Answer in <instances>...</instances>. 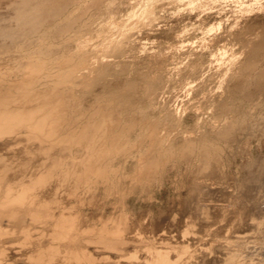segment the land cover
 <instances>
[{
    "label": "rangeland",
    "instance_id": "obj_1",
    "mask_svg": "<svg viewBox=\"0 0 264 264\" xmlns=\"http://www.w3.org/2000/svg\"><path fill=\"white\" fill-rule=\"evenodd\" d=\"M19 3L0 0V32L20 29L15 14ZM75 3L64 14L65 22L64 16H42L47 37L28 28L14 37L0 35V95L11 97L8 109L60 111L57 116L65 122L57 135L61 142L57 136L38 139L25 124L7 131L0 124V187H12L14 193L29 189L28 196L37 194L42 210L48 206L52 214L75 216L86 231L83 245L94 264H149L152 249H166L176 264H264V89H254L258 76L264 86V0ZM70 23L74 28L64 30ZM29 63L40 64V69L26 68ZM245 67L250 68L243 72ZM247 92L254 94L251 101ZM226 107L231 109L226 112ZM104 121L111 123L108 132L95 131L89 146L62 141L69 134L80 135L89 122L101 126ZM229 127L235 130L233 136L228 129L230 143L217 135ZM205 140L220 149L214 151L213 164L199 156ZM185 142H201L199 153L191 152L192 160L188 152L180 157ZM102 144L107 152L101 159ZM158 149L172 152L167 157L161 150L163 159H169L155 170L150 163ZM81 157L93 162L88 181L80 177L86 171ZM55 161L61 167L52 170ZM0 224V264H88L36 258L42 254L38 248L54 246L44 225L27 220L19 229L6 219ZM103 227L123 229L121 246L111 249L95 239Z\"/></svg>",
    "mask_w": 264,
    "mask_h": 264
},
{
    "label": "bare ground",
    "instance_id": "obj_2",
    "mask_svg": "<svg viewBox=\"0 0 264 264\" xmlns=\"http://www.w3.org/2000/svg\"><path fill=\"white\" fill-rule=\"evenodd\" d=\"M19 1V0H18ZM77 0H21V3H19V5L17 6V8H16V19H17V23H18V25H19V27H20V29L19 30H17V32H15V33H13V32H9V30L8 31H1L0 32V35H1V37H3V36H6V37H11V36H15V35H20L21 34V32H22V30L24 29V28H28V29H30V31L32 32V33H37V34H40V38H44V37H47V36H49L50 35V33L47 31V30H45V28H44V22L42 21V16L44 15V14H50L55 20L56 19H60V18H62L63 16L65 17V20H63L62 22H65V21H67L66 20V16L64 15L66 12H67V10H68V8H70V6L71 5H74L73 7H75V4L77 5V3H75ZM17 2V1H16ZM79 2V1H78ZM94 2V1H93ZM75 3V4H74ZM16 4V3H15ZM13 7H15V6H13ZM76 8V7H75ZM14 12V11H13ZM70 13V12H69ZM68 13V14H69ZM71 14V13H70ZM82 14V13H81ZM48 17V16H47ZM69 18H70V16H68ZM52 19V18H51ZM68 19V18H67ZM45 20V19H44ZM55 20H54V22H55ZM47 21V20H46ZM72 21V20H71ZM59 22V24L61 23L60 21H58ZM72 22H75L74 20L72 21ZM57 23V22H56ZM76 23V22H75ZM16 24V23H15ZM48 24V23H47ZM62 24V23H61ZM68 24V23H67ZM58 25V24H57ZM77 25V24H76ZM47 26V25H46ZM55 26V25H54ZM72 26V24L70 23L68 26H66V28H63L64 30L65 29H67L68 27H71ZM75 26V25H74ZM73 27V26H72ZM57 28H58V26H57ZM74 28V27H73ZM5 29H7V28H5ZM15 29V28H14ZM48 30H49V28H47ZM53 29H54V27H53ZM59 29H61V27L59 28ZM63 29H61V31H64ZM71 29V28H70ZM2 30V29H1ZM16 30V29H15ZM68 30V29H67ZM55 31V30H54ZM70 31V30H69ZM52 32V31H51ZM67 33H68V31H66ZM29 35V34H28ZM59 34H57V36H58ZM65 35V34H64ZM30 36V35H29ZM32 36V35H31ZM37 36V35H36ZM52 36H53V34H52ZM60 36H62V34L60 35ZM20 37H22V36H20ZM27 38H28V36H26ZM33 37H34V35H33ZM59 37V36H58ZM58 37L56 38L57 40H58ZM60 38H62V37H60ZM3 39H5V38H3ZM12 39V38H11ZM23 39V38H22ZM25 39V38H24ZM23 39V40H24ZM34 39V38H33ZM38 39H39V37H38ZM50 39V38H49ZM53 40H54V38H52ZM18 40V39H17ZM23 40L21 41V43H23ZM26 40V39H25ZM36 40V39H35ZM40 40V39H39ZM39 40H37V41H39ZM51 40V39H50ZM16 41V40H15ZM36 41V42H37ZM42 41V40H41ZM43 41H44V39H43ZM52 41V40H51ZM50 41V42H51ZM13 42V41H12ZM11 42V43H12ZM18 42V41H17ZM25 42V41H24ZM30 42V41H29ZM29 42H28V44H29ZM32 42H34V40L32 41ZM45 42L46 43H44V44H47V42H49V40H45ZM54 42V41H53ZM43 43V42H42ZM42 43H39L38 42V44L40 45V44H42ZM15 44V43H14ZM18 44H20V43H18ZM24 45V44H23ZM43 45V44H42ZM52 45V44H51ZM13 46V45H12ZM15 46H17L16 44H15ZM19 46V45H18ZM17 46V47H18ZM32 46V45H31ZM258 46V45H257ZM6 47H8V46H6ZM28 46H25V49L27 48ZM33 47V46H32ZM57 47V46H56ZM260 47V46H259ZM15 48V47H14ZM258 48V47H257ZM256 47L254 48V49H257ZM4 49V48H3ZM20 51H21V49H23L22 48V46H20ZM34 49H35V47H34ZM253 49V50H254ZM26 50H28V49H26ZM25 50V51H26ZM36 50V49H35ZM40 50V49H39ZM42 50V49H41ZM255 51V50H254ZM13 52V51H12ZM37 53L36 55L37 56H39L41 53H43V51H34V53ZM256 52V51H255ZM5 53H6V51H5ZM31 53H32V51H31ZM33 53V54H34ZM259 53V52H258ZM4 54V53H3ZM26 54V53H25ZM253 54H254V52H253ZM255 55L257 56L258 54L257 53H255ZM254 55V56H255ZM40 56H42V55H40ZM48 56V55H47ZM263 56V55H262ZM44 57V56H43ZM252 57H253V55H252ZM260 57H261V55H260ZM41 58V57H40ZM255 58V57H254ZM263 58V57H262ZM39 60V59H38ZM41 60V59H40ZM37 62H40V61H37ZM35 64H32V63H29V64H27V65H25L26 66V68H29V69H31V70H33V68L37 71V70H39L40 69V64H39V66H37L38 65V63H37V65H35ZM249 65H250V63H249ZM248 65V66H249ZM34 66V67H33ZM251 67H252V65H250ZM33 67V68H32ZM39 67V68H38ZM254 67V66H253ZM252 67V68H253ZM36 68H38V69H36ZM89 68V67H88ZM248 68H250V67H245V69H243L242 71L244 72V70L245 71H247V69ZM74 69V68H73ZM254 69V68H253ZM90 70V69H89ZM249 70V69H248ZM252 69H250V71H251ZM105 72V71H104ZM249 72V71H248ZM251 72H254V71H251ZM246 73V72H245ZM250 73V72H249ZM81 74V73H80ZM106 74V73H105ZM102 75V74H101ZM241 75H243V74H241ZM252 75V74H251ZM234 76V75H233ZM250 76V75H249ZM248 75H247V77H249ZM251 77V76H250ZM261 76H258L257 78H259V79H257V82L254 84L255 86H256V88H254V89H257V91L258 92H256L255 90H254V92H256V93H259V91L263 88L264 89V86H262L263 84H262V78H260ZM250 79V78H249ZM263 79H264V77H263ZM248 80V79H247ZM244 81V80H243ZM250 81H252V80H250ZM264 81V80H263ZM90 82V81H89ZM93 82V81H92ZM247 82V81H246ZM246 82H245V85H246ZM250 83V82H249ZM248 83V84H249ZM131 84V83H130ZM155 84V83H154ZM132 85V84H131ZM130 85V86H131ZM134 85V84H133ZM240 85H243V84H240ZM245 85H243L244 86V88H245ZM252 85V84H251ZM253 85V86H254ZM129 86V85H128ZM155 86V85H154ZM153 86V87H154ZM159 86V85H158ZM250 85H246V87H249ZM252 86V87H253ZM254 86V87H255ZM151 87V86H150ZM149 87V88H150ZM251 87V86H250ZM249 87V88H250ZM251 87V88H252ZM248 88V89H249ZM250 88V89H251ZM154 89V88H153ZM237 89V88H236ZM128 90H130V89H127V91L126 92H128ZM241 90L243 91L244 89L243 88H241ZM245 90H246V88H245ZM245 90H244V92H245ZM149 91V90H148ZM146 92L145 94H146V96L149 94V92ZM156 91H158V90H156ZM247 91V90H246ZM227 92V91H226ZM234 92V91H233ZM241 92V91H240ZM243 92V93H244ZM250 92H252V91H250ZM151 93V92H150ZM154 93V92H153ZM157 93V92H156ZM232 93V92H231ZM255 93V94H256ZM262 93V92H261ZM246 94V93H245ZM245 94L243 95L242 94V92L240 93V95H242V97L243 96H245ZM251 94V95H250ZM250 94H248V92H247V96L248 95H250V96H248V98L249 97H252V95H254L253 93H250ZM49 95H52V94H49ZM48 95V96H49ZM149 95H151V94H149ZM233 95H235V92H234V94ZM260 95H262V94H260ZM1 97H0V124H2V126H3V128H2V126H1V128L2 129H4V130H12L14 127H17L18 125L20 126V125H22L23 124V126H24V124H25V126H27L28 125V127H29V129L30 130H32V132L31 133H33V135H35V137H38V139L39 138H44L45 136H47V135H49V136H51V137H53V136H57L60 132H61V130L63 129L62 128V125L64 126V124H63V122H64V119L63 118H61V116H57L58 115V113L60 112V111H57L58 113H56L55 112V110L54 111H48V110H45V108L44 109H32V108H30V110H29V108H27V110H26V108L23 110V111H21V110H19V108H18V110H16V108L15 109H13V108H10V109H13V110H9L8 109V107L6 106V101L8 100V98L6 99V96H5V94H4V96L3 95H0ZM47 96V95H46ZM54 96V95H53ZM230 97H231V95H229ZM150 97V96H149ZM234 97V96H233ZM254 97V96H253ZM11 98V97H10ZM9 98V99H10ZM52 98V97H51ZM55 98V97H54ZM64 98V97H63ZM62 98V100L61 101H63L64 99ZM152 98V97H151ZM229 98V97H228ZM232 98V97H231ZM236 98V97H235ZM246 97H244V99H245ZM248 98H246V99H248ZM56 99H58V98H56ZM59 99H60V97H59ZM230 99V98H229ZM245 99V100H246ZM252 99V98H251ZM49 100H51V99H49ZM52 100H53V98H52ZM51 100V101H52ZM55 100V99H54ZM238 100V99H237ZM249 101H251L250 100V98L248 99ZM247 100V101H248ZM57 101V100H56ZM61 101H57L58 103H60L61 104ZM67 101V100H66ZM71 101V100H70ZM233 101V100H232ZM242 101H243V99H242ZM10 102V101H9ZM49 101H46V103H47V105H49L50 106V102L48 103ZM53 103H54V101H52ZM171 102V101H170ZM245 102V101H244ZM52 103V105H55V104H53ZM224 103V102H223ZM229 103V102H228ZM233 104H234V102H232ZM240 103V102H239ZM59 104V105H60ZM66 104V103H65ZM64 104V105H65ZM70 104V103H69ZM150 104V103H149ZM157 104V103H156ZM169 104V103H168ZM226 104H227V102H226ZM7 105H9V104H7ZM51 105V107H53ZM63 104H62V106H64ZM67 105H68V103H67ZM154 105L155 104H153L152 106L154 107ZM58 106V105H57ZM56 106V107H57ZM151 106V105H150ZM151 106V107H152ZM10 107V106H9ZM60 107H61V105H60ZM60 107H58L59 109H61ZM151 107H149V109L151 108ZM153 107H152V109H153ZM156 107V106H155ZM171 107V106H170ZM169 107V108H170ZM225 107V106H224ZM229 107V106H228ZM46 108H48L49 109V107H46ZM69 108V107H68ZM148 108V107H147ZM221 108H223V107H221ZM51 109V108H50ZM54 109V108H53ZM52 109V110H53ZM151 109V110H152ZM229 109H231V108H228V110ZM232 109H234V108H232ZM236 109H238V108H236ZM62 110V109H61ZM147 110V109H146ZM227 110V107H226V109H225V111ZM227 110V111H228ZM223 111H224V108H223ZM226 111V112H227ZM232 111V110H231ZM147 112V111H146ZM146 112H145V115H146ZM56 113V114H55ZM229 113V112H228ZM231 113V112H230ZM233 113V112H232ZM237 113V112H236ZM243 113V112H242ZM162 114V113H161ZM244 115H245V113H243ZM142 115H143V113H142ZM145 115H143L144 117H145ZM147 116V115H146ZM64 117V116H63ZM143 117V118H144ZM148 117V116H147ZM147 117H145V119L147 118ZM162 117V116H161ZM236 117V116H235ZM240 117V116H239ZM158 118V117H157ZM167 118V115L165 116V118H164V120ZM168 118H170L169 116H168ZM173 118V117H172ZM163 119V118H162ZM66 120V119H65ZM149 120V119H148ZM151 120V119H150ZM158 120H160L161 121V119H158ZM167 120V119H166ZM242 120H244V119H242ZM151 121H154L153 119L151 120ZM157 121V120H156ZM159 121V122H160ZM172 121V120H171ZM170 121V122H171ZM248 121V120H247ZM106 121H104V124L103 125H98V126H96L93 122H89V124L88 125H86V127H84V131H82V133L79 135L78 133H76V134H69V135H67V136H64L63 137V142H71V143H74V142H83V143H87L88 144V146H89V143L90 144H92V143H94V141L92 140V138L94 137V132L96 131H102V132H108L107 130L109 129V127H108V125L109 124H111V123H108V122H106ZM158 122V121H157ZM167 122V121H166ZM166 122H163V123H166ZM174 122V121H173ZM26 123H28V124H26ZM65 123V122H64ZM67 123V122H66ZM152 123V122H151ZM162 123V122H161ZM162 123V124H163ZM238 123V122H237ZM236 123V124H237ZM169 124V123H168ZM168 124H163V125H168ZM242 124H243V122H242ZM244 124H247V123H244ZM250 124V123H249ZM95 125V126H94ZM172 125V124H171ZM175 125V124H174ZM232 125V124H231ZM24 126V127H25ZM233 126V125H232ZM231 126V128H235L234 126L232 127ZM236 127H237V129H238V126L237 125H235ZM242 126V125H241ZM244 126V125H243ZM242 126V127H243ZM68 128V127H67ZM230 127L229 128H227V131H224V130H222V132H220V134L218 133L217 135H219L218 136V138L221 136L222 138H226L227 136H229L230 135V133H231V130H233V129H231ZM93 129V130H92ZM97 129V130H96ZM228 129H231V130H229L228 131ZM236 129V128H235ZM237 129H236V131L235 130H233L232 132L233 133H231L232 135L234 134V131L235 132H237L238 133V131H237ZM245 129H247V128H245ZM64 130V129H63ZM154 130V129H153ZM226 130V129H225ZM244 129H242V131H243ZM70 132V131H69ZM230 132V133H229ZM264 132V131H263ZM64 133V132H63ZM222 133V134H221ZM61 134V133H60ZM235 135V134H234ZM233 135V136H234ZM236 135H238V134H236ZM49 136H47V138L49 137ZM59 136V135H58ZM58 136H57V138H58ZM203 137V136H202ZM206 137V136H205ZM220 137V138H221ZM230 138H231V136H229ZM229 137H227L226 139H229V143H230V138ZM15 138V137H14ZM207 138V137H206ZM222 138H221V140H222ZM234 138V137H233ZM233 138H232V140H233ZM34 139V138H33ZM59 139V142H61V140H60V138H58ZM187 140L189 139V138H186ZM200 139V138H199ZM204 138H202L201 140H203ZM212 139V138H211ZM46 140V139H45ZM51 140V139H50ZM54 140V139H53ZM187 140H186V142H187ZM192 140V139H191ZM191 140H189L190 142H191ZM208 140V139H207ZM207 140H205L206 142H204V143H202L203 145L201 146L202 148H203V150L202 149H200V150H202V153L199 155V156H201L202 154V156H205L203 159H205L206 158V160H205V162L208 160V161H210V164H213L214 162H216V160L215 159H217V157L215 158L214 156H213V154H214V151L216 152V150L214 149V145L212 144V143H214V142H212L211 141V143L209 142V141H207ZM214 140V139H213ZM218 140V139H217ZM217 140H216V142H217ZM58 141V140H57ZM159 141H161V139L159 140ZM163 141V140H162ZM196 141H199L198 139H196ZM219 141V140H218ZM185 142V143H186ZM201 142H203V141H201ZM201 142H198V143H200V145H201ZM215 142V143H216ZM220 142V141H219ZM222 142V141H221ZM226 142H228L227 140H225V142H223V143H225L226 144ZM232 142V141H231ZM104 143V142H103ZM158 144H159V142H157ZM162 143V142H161ZM160 143V144H161ZM167 142H165V144H166ZM189 143V142H188ZM186 143L185 145H186V147L184 146L183 148H182V146L180 147L181 149H179V151L180 150H182V152L180 151V157L181 158H183V156H185V155H183L185 152H188V155L190 154V159H191V156L194 154L193 152L194 151H196L197 150V147H199L200 145H198L197 146V142H192V143ZM222 143V144H223ZM159 144V145H160ZM168 144V143H167ZM173 144H175V143H173ZM173 144H172V146H173ZM219 144V143H218ZM218 144L217 145H215V147L217 146L218 147ZM103 145V144H102ZM101 145V146H102ZM221 145V144H220ZM105 144L103 145V148L98 152L99 153V157H101V159L103 158V155L107 152L106 150L107 149H105ZM171 146V145H170ZM169 146V147H170ZM175 146V145H174ZM226 146V145H225ZM12 147V146H11ZM179 147V146H178ZM177 147V148H178ZM201 147H199V148H201ZM222 147H224V144H223V146ZM166 148V147H165ZM171 148V147H170ZM175 148V147H174ZM174 148L172 147V149L174 150ZM219 148H221V147H219ZM172 149H167V150H165V149H163L164 150V153H162L163 152V150H162V152H161V150L160 149H158V155H156L154 158L152 157V162L150 163L151 165H153V167L155 168V170H156V168H158L156 165H158L160 162H161V160L164 158L163 156H167L169 153H171L172 152ZM222 150V149H221ZM106 151V152H105ZM109 151V150H108ZM176 151V150H175ZM218 152L220 151V149H218L217 150ZM190 152V153H189ZM193 154H192V153ZM196 152H198V151H196ZM163 154V156H162V154ZM175 153V152H174ZM177 153V152H176ZM199 153V152H198ZM198 153H196L197 154V156H198ZM192 154V155H191ZM196 154H195V156H196ZM216 154V153H215ZM219 154V153H218ZM108 155V154H107ZM175 155H177V154H175ZM182 155V156H181ZM187 155V156H188ZM169 157H170V155H168ZM167 156V157H168ZM178 156L179 155H177L176 156V158L178 159ZM186 156V158H189V157H187ZM198 156V157H199ZM216 156H217V154H216ZM179 157V158H180ZM194 157V156H193ZM212 157H214L215 159H214V161H213V159H212V162L213 163H211V158ZM82 159L84 158V157H81ZM81 158H80V160H81ZM86 158V157H85ZM84 158V159H85ZM173 158V157H172ZM185 158V161H189V159H186ZM200 158V157H199ZM202 158H200V159H202ZM67 159V158H66ZM105 159V158H104ZM169 158H167V159H163V161L161 162V164H159V166H162V168L166 165V160H168ZM174 159V158H173ZM177 159H174V160H177ZM202 159V160H203ZM69 160V159H68ZM165 160V161H164ZM182 160V159H181ZM180 159H179V161H181ZM192 160V159H191ZM49 161V160H48ZM207 161V163H209ZM218 161V160H217ZM58 162V161H57ZM56 161L53 163V166H51V168H52V170L53 169H56V168H58V167H61V166H59V163H57ZM68 162V161H67ZM70 162V161H69ZM81 162H82V160H81ZM81 162H79V163H81ZM163 162H165V164L163 163ZM169 162H170V160H169ZM83 163V164H82ZM81 164H82V166L84 165V167L86 168V171H83L82 170V172H85V173H83L82 175H80V177H81V180H83V181H88L87 179H89V176H92V175H90V173H91V171H92V164H93V162L91 161V159L90 158H87V159H85L84 160V162H82ZM52 164V163H51ZM98 164V163H97ZM164 164V165H163ZM210 164H208V165H206L205 163H204V166L206 165V166H209ZM95 165V164H94ZM151 165H150V167H151ZM216 166V165H215ZM81 167V166H80ZM83 167V168H84ZM97 167H98V165H97ZM96 167V168H97ZM153 167H151V169L153 168ZM210 167V166H209ZM212 167V166H211ZM210 167V168H211ZM41 168V167H40ZM82 168V167H81ZM203 168V167H202ZM208 167H206V169H207ZM215 168V167H214ZM76 169V168H75ZM100 168H98L97 170L98 171H100L99 170ZM205 169V168H204ZM203 169V170H204ZM209 169V168H208ZM211 169H213V168H211ZM263 169H264V165H263ZM65 170V169H64ZM85 170V169H84ZM104 170V169H103ZM102 168H101V173H102ZM75 171V170H74ZM77 171V170H76ZM154 171V170H153ZM214 171V170H213ZM264 171V170H263ZM40 172H41V170H40ZM66 172V171H65ZM93 172V171H92ZM94 172H95V170H94ZM105 172H106V170H105ZM35 173V172H34ZM54 173V172H53ZM71 173V172H70ZM74 173V172H73ZM80 173V172H79ZM160 173V172H159ZM201 173V172H200ZM264 173V172H263ZM43 174V173H42ZM56 174V173H55ZM105 174V173H104ZM104 174H103V176H104ZM151 174V173H150ZM198 174V173H197ZM46 175V174H45ZM64 175V174H63ZM157 175V174H156ZM155 175V176H156ZM202 175V174H201ZM250 176H251V174H249ZM262 175V174H261ZM35 176V175H34ZM61 176V175H60ZM78 176V175H77ZM51 177V176H50ZM64 177H65V175H64ZM67 177V176H66ZM79 177V176H78ZM77 177V178H78ZM79 177V178H80ZM104 177H106V176H104ZM153 177V176H152ZM252 177V178H251ZM251 177H249L250 178V181L251 182H254L255 181V183H256V180L255 179H257V178H255V176L253 177V176H251ZM259 177V176H258ZM31 178V177H30ZM91 178V177H90ZM248 178V177H247ZM248 178V179H249ZM15 179V178H14ZM64 179V178H63ZM73 179V178H72ZM152 179V178H151ZM191 179V178H190ZM26 180V179H25ZM49 180H50V178H49ZM80 180V179H79ZM78 180V181H79ZM259 180V179H258ZM15 181V180H14ZM65 181V180H64ZM68 181V180H67ZM77 181V180H76ZM245 181V180H244ZM250 181H248V183L250 182ZM261 181V180H260ZM260 181H258V182H260ZM26 182V181H25ZM51 182V181H50ZM91 182V181H90ZM146 182V181H145ZM153 182V181H152ZM246 182L247 181H245V184H246ZM257 182V183H258ZM263 182V181H262ZM2 183V182H1ZM0 183V184H1ZM36 183V182H35ZM58 183V182H57ZM64 183V182H63ZM83 183V182H82ZM242 183H244L243 181H242ZM10 184V183H9ZM61 184V183H60ZM78 184V183H77ZM249 184H251V183H249ZM13 185V184H12ZM25 185V184H24ZM46 185V184H45ZM57 185H59V184H57ZM91 185V184H90ZM241 185V184H240ZM243 185V184H242ZM247 185V184H246ZM245 185V187H246V194L245 195H247L248 196V194H247V186ZM31 186V185H30ZM40 186V185H39ZM38 186V187H39ZM65 186V185H64ZM87 186V185H86ZM17 187V186H16ZM26 187V186H25ZM33 187V186H32ZM196 187V186H195ZM243 187H244V185H243ZM23 188H24V186H23ZM30 188V187H29ZM42 188V187H41ZM68 188V187H67ZM22 189V188H21ZM32 189V188H31ZM196 189V188H195ZM194 189V191H197V190H195ZM198 189V188H197ZM243 189H245V188H243ZM15 190H17V189H15ZM67 190V189H66ZM89 190V189H88ZM203 190V189H202ZM241 190V189H240ZM19 191V190H18ZM32 191V190H31ZM45 191V190H44ZM78 191V190H77ZM34 192V191H33ZM74 192V191H73ZM29 193H31V192H29V189H23V190H20V192H17V193H14V191H13V188L12 187H6V188H4V189H2L1 187H0V222H2V221H4L5 219L7 220V222H8V220L10 221V223H12V224H14L13 225V227H16L17 226V228H19V227H21L22 225H24V223L26 224V221L27 220H30L31 222H33V224L35 223V225L36 224H41V225H44V226H46V228H45V232H51V233H49V234H51L50 236H51V240H52V243H54V244H52L51 243V245H54L53 247L51 246V245H48V247H50L51 246V248L52 249H49V248H44V246L42 247V248H38V249H41V255L40 256H38V257H36V258H39V259H41L42 261L44 260L45 261V259H48V258H54V257H58L59 258V260H61V262L62 263H65L66 261H70L71 263L72 262H76V263H81V262H86V263H88V264H94V260L92 259V257L90 256V254H88V251H86L85 250V246L83 245V243H84V234H86L85 232L86 231H84V230H82L81 228H80V226L78 225V223H77V221L74 219L75 218V216H73V215H71V216H73L74 218H72L70 215H69V213H67V214H60V215H57V214H52V213H50V212H52V211H48V210H51V209H49V208H47V207H44L45 209L44 210H46V208H47V210L46 211H44V210H42V208H43V206L40 204V202L38 201V195L37 194H31L30 195V197L28 196L29 195ZM76 193V192H75ZM196 193V192H195ZM197 193H198V191H197ZM244 193V192H243ZM69 194V193H68ZM199 194H200V191H199ZM50 195V194H49ZM72 196V195H71ZM78 196V195H77ZM246 196V197H247ZM40 197V196H39ZM53 197H55V196H53ZM76 197V196H75ZM74 197V198H75ZM244 197V196H243ZM48 198V197H47ZM51 198V197H50ZM193 198V197H192ZM71 199V198H70ZM76 199V198H75ZM56 200V199H55ZM46 203V202H45ZM63 204V203H62ZM61 204V205H62ZM65 205V204H64ZM42 206V207H41ZM39 207V208H38ZM52 207V206H51ZM40 208H41V210H40ZM69 208V207H68ZM54 210V209H53ZM62 213V212H61ZM8 224V223H7ZM11 224V225H12ZM102 224V223H101ZM1 225V224H0ZM28 226V225H27ZM30 226V225H29ZM2 227V226H1ZM0 227V228H1ZM12 227V228H13ZM23 227V226H22ZM25 227H26V225H25ZM38 227V226H37ZM48 227V228H47ZM114 227H116V226H114ZM114 227H113V229H108V228H100V230H96L97 232L95 233L96 234V238L95 239H97V241H99L100 243H103V245L105 244V246L107 245V247H109V248H111V249H115V248H117L121 243H123L122 241H123V234H124V232L122 231V230H120L119 228L118 229H114ZM122 227V226H121ZM123 228V227H122ZM2 229V228H1ZM20 229V228H19ZM23 229V228H22ZM37 229V228H36ZM24 230V229H23ZM91 230H93V229H91ZM6 232V231H5ZM24 232V231H23ZM87 232H89V231H87ZM123 232V233H122ZM0 233H1V230H0ZM91 233V232H90ZM93 233H94V230H93ZM4 234H6V233H4ZM25 234V233H24ZM47 234V233H46ZM130 234V233H129ZM36 235V234H35ZM132 235V234H131ZM49 236V235H48ZM86 236V235H85ZM6 237V236H5ZM28 237V236H27ZM136 237V236H135ZM7 238H9V237H7ZM0 239H3V238H0ZM21 239V238H20ZM25 239V238H24ZM40 239V238H39ZM135 239V238H134ZM138 239V238H137ZM169 239V238H168ZM41 240V239H40ZM125 240V239H124ZM1 241V240H0ZM17 241V240H16ZM143 241V240H142ZM32 242V241H31ZM87 242V241H86ZM198 242V241H197ZM1 243V242H0ZM7 243H9V242H7ZM98 243V242H97ZM127 243V242H126ZM130 243V242H129ZM157 243H158V241H157ZM165 243V242H164ZM96 244V243H95ZM144 244V243H143ZM181 244V243H180ZM39 245V244H38ZM99 245V244H98ZM90 246V245H89ZM121 246V245H120ZM128 246V245H127ZM135 246H138V245H135ZM149 246V245H148ZM157 246V245H156ZM19 247V246H18ZM26 247V246H25ZM36 247V246H35ZM47 247V246H46ZM93 247V246H92ZM106 247V248H107ZM37 248V247H36ZM105 248V247H104ZM153 248V247H152ZM163 248V247H162ZM27 249V248H26ZM33 249V248H32ZM31 249V250H32ZM54 249V250H53ZM147 249V248H146ZM13 250V249H12ZM44 250H46V251H44ZM56 250V251H55ZM58 250V251H57ZM106 250V249H105ZM132 250H134V249H132ZM169 250V249H168ZM172 250V249H171ZM170 250V251H171ZM179 250V249H178ZM92 251V250H91ZM97 251V250H96ZM117 251V250H116ZM120 251V250H119ZM147 251V250H146ZM151 252V250H148V252ZM153 251H155V252H153ZM163 251V250H162ZM165 251H166V249H165ZM164 251V252H165ZM174 251H176V250H174ZM38 252V251H37ZM44 252V253H43ZM128 252V251H127ZM147 252V253H148ZM162 253V252H160V250H159V252H157L156 251V249L155 250H153L152 249V252H151V254H150V261L151 262H149V259H148V263L150 264H176V261L174 262V261H172L171 260V258H169V255H167V253L165 254V253ZM203 252V251H202ZM39 253V252H38ZM37 253V254H38ZM97 253V252H96ZM139 253V252H138ZM172 253V252H171ZM200 253V252H199ZM36 254V253H35ZM40 254V253H39ZM116 254V253H115ZM3 255H4V253H3ZM2 251L0 250V263H1V258H2ZM149 255V254H148ZM178 255V254H177ZM204 255V254H203ZM202 255V256H203ZM119 256V255H118ZM176 256V255H175ZM192 256V255H191ZM211 256V255H210ZM137 257V256H136ZM194 257V256H193ZM124 258V257H123ZM142 258V257H141ZM57 258H55V259H52V260H56ZM121 259V258H120ZM132 259V258H131ZM139 259V258H138ZM204 259V258H203ZM8 260V259H7ZM41 260H38V261H41ZM102 260H103V258H102ZM112 260V259H111ZM146 260V259H145ZM144 260V261H145ZM198 260V259H197ZM48 261H49V259H48ZM51 261V260H50ZM137 261V260H136ZM201 261V260H200ZM228 261V260H227ZM229 261H230V259H229ZM232 261V260H231ZM235 261V260H234ZM34 262V261H33ZM60 262V263H61ZM109 262H111V261H109ZM115 262V261H114ZM116 262H117V260H116ZM119 262V261H118ZM123 262V261H122ZM129 262V261H128ZM138 262V261H137ZM219 262V261H218ZM42 263V262H41ZM105 263V262H104ZM197 263V262H196ZM227 263V262H226ZM230 263V262H229ZM4 264V263H3ZM24 264V263H23ZM36 264V263H35ZM129 264V263H128ZM131 264V263H130ZM191 264V263H190ZM198 264V263H197ZM228 264V263H227ZM232 264V263H231Z\"/></svg>",
    "mask_w": 264,
    "mask_h": 264
}]
</instances>
